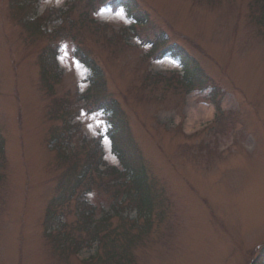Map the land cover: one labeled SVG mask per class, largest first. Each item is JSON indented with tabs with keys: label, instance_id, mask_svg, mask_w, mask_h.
<instances>
[{
	"label": "rangeland",
	"instance_id": "374dc122",
	"mask_svg": "<svg viewBox=\"0 0 264 264\" xmlns=\"http://www.w3.org/2000/svg\"><path fill=\"white\" fill-rule=\"evenodd\" d=\"M36 1L0 0V136L5 142L0 264H85L103 255L95 244L62 259L44 230L49 202L68 172L49 144L52 131L63 127L55 120L61 112L56 99H69L70 110L78 113L70 129L80 132L71 148L76 163L85 166L87 149L92 152L86 137L99 142L108 166L121 169L104 113H88L85 108L94 106L80 99L90 70L77 58L102 69L152 182L157 214L149 236L131 251L136 264H264V26L255 0H127L149 15L148 26L134 33L89 23L107 22L116 30L131 24L122 9L108 4L98 9L105 0H77L72 6H67L71 0ZM57 8L64 9L61 18L38 26L37 16ZM132 34L140 38L131 40ZM156 38L176 45L197 64L206 87L201 77L188 78L192 87L203 88L188 94L178 76L168 77L170 70H179L180 77L184 70L180 60H154L164 48L147 53ZM53 52L63 74L55 82L48 78V86L42 71L47 64L54 75L47 61ZM159 73L166 76H153ZM213 120V127L187 138ZM205 144L219 148L212 159L207 148L199 156ZM107 197L99 190L88 195L84 213L95 206L94 220L101 219L108 212ZM81 201L58 209L66 217L56 219L52 229L66 220L67 233L77 236ZM125 220V215L121 222L113 220L109 232Z\"/></svg>",
	"mask_w": 264,
	"mask_h": 264
},
{
	"label": "trees",
	"instance_id": "16d2710c",
	"mask_svg": "<svg viewBox=\"0 0 264 264\" xmlns=\"http://www.w3.org/2000/svg\"><path fill=\"white\" fill-rule=\"evenodd\" d=\"M258 2L262 3L263 0H255V3ZM127 7H129L136 14L135 18L137 20H140L142 18V16L137 13L138 11L130 6V3H127ZM261 18L264 20V3L263 10L261 11ZM79 59L91 72V76L89 79L90 87L86 91L83 100H87L90 107L94 106V108L92 107L93 109L105 106L106 112L109 114V119L111 120L110 124L112 128L110 130V139L113 144V150L119 159L120 165L123 168L121 172L117 169L113 170V175H115L116 178L119 177L120 179H115L116 186H113V188H115L113 192L115 204L112 208L116 209L117 211L130 210V212L132 211V209L130 208H134L138 212L137 219H127V222H129L127 227H129V229L127 231H124L122 237L125 238L124 246L121 247V245H119L118 252H120H116L117 254L112 253L116 250V247H113V242H106L108 238L99 235V233L103 231V226H88L87 224H85L84 231L93 241L100 240L101 245L105 246H108L109 244V250L105 254V259L97 264H134V259L131 256V251L135 248L137 243L141 241V238L145 234V227H141L140 220H145V222L147 221L148 223L151 222L150 218L154 209V198L152 195L151 185L149 184L146 168L142 163L143 161L141 155L138 152L136 144L132 140L131 132L128 129L127 123H125L123 120L120 109L115 102H109V95L107 94L105 89V77L102 70L95 61L85 58ZM47 61L48 63L53 64V68L55 70L54 75H51L48 70H46L47 64L45 63L46 66H43V80L49 86L50 82L48 80V76L54 82L55 79L59 78L60 76L58 72H56V70L58 69L56 52H53L50 58L47 59ZM185 62L187 64L189 63L188 59L186 57H183V63L185 64ZM188 85L192 86L191 83H189ZM190 89L191 88L189 87V90ZM55 102L59 103L58 108L61 111L60 115H58L55 120L62 121L63 127L58 129L56 134L55 132H52L53 139H51V142L55 141L54 146H56L59 154L61 155V157H63L67 154L66 151L70 150V148L72 147L69 129L73 122L72 116L77 114V112H74V110H70L71 108L67 104V99H56ZM209 154L212 155L213 153L209 152ZM3 158L4 142L0 136V160H2ZM102 165H105V163H103ZM96 170L100 176L103 175V173L99 172L97 168ZM89 173H91L90 169L88 173L85 172L83 174L81 180L77 181L75 179V183H73L72 185L69 184V188L63 191L61 195L50 204L51 208L61 206L67 199L73 198V196L75 195V191L81 188L80 185L88 183V186L91 187V185L93 184V180ZM122 179H124V182H121ZM100 187L111 191V187L109 185L101 184ZM120 196H122L123 198L121 201V198H118ZM49 213H51V210H48V215ZM87 219L92 222L91 215L87 217ZM111 246L112 249L110 250Z\"/></svg>",
	"mask_w": 264,
	"mask_h": 264
},
{
	"label": "bare ground",
	"instance_id": "6f19581e",
	"mask_svg": "<svg viewBox=\"0 0 264 264\" xmlns=\"http://www.w3.org/2000/svg\"><path fill=\"white\" fill-rule=\"evenodd\" d=\"M214 112V108H211L210 110H208V112H206V117H207V119H211L212 118V116H213V113Z\"/></svg>",
	"mask_w": 264,
	"mask_h": 264
}]
</instances>
